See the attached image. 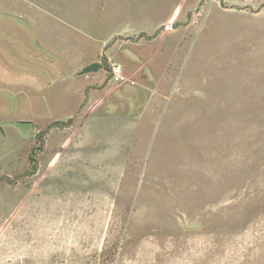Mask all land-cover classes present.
I'll use <instances>...</instances> for the list:
<instances>
[{"label": "rangeland", "instance_id": "rangeland-1", "mask_svg": "<svg viewBox=\"0 0 264 264\" xmlns=\"http://www.w3.org/2000/svg\"><path fill=\"white\" fill-rule=\"evenodd\" d=\"M0 264H264V0H0Z\"/></svg>", "mask_w": 264, "mask_h": 264}, {"label": "water", "instance_id": "water-1", "mask_svg": "<svg viewBox=\"0 0 264 264\" xmlns=\"http://www.w3.org/2000/svg\"><path fill=\"white\" fill-rule=\"evenodd\" d=\"M100 68V65L98 63H92L90 65L85 66L81 70V74H89V73H96Z\"/></svg>", "mask_w": 264, "mask_h": 264}, {"label": "built area", "instance_id": "built-area-1", "mask_svg": "<svg viewBox=\"0 0 264 264\" xmlns=\"http://www.w3.org/2000/svg\"><path fill=\"white\" fill-rule=\"evenodd\" d=\"M112 70H113V72H112V74H113V79H114L115 81H117L118 78H119V74H120V68L117 67V68H113Z\"/></svg>", "mask_w": 264, "mask_h": 264}, {"label": "trees", "instance_id": "trees-1", "mask_svg": "<svg viewBox=\"0 0 264 264\" xmlns=\"http://www.w3.org/2000/svg\"><path fill=\"white\" fill-rule=\"evenodd\" d=\"M56 124H57V125H60V123H59V122H56ZM40 141L42 142V140H41V139H40Z\"/></svg>", "mask_w": 264, "mask_h": 264}]
</instances>
